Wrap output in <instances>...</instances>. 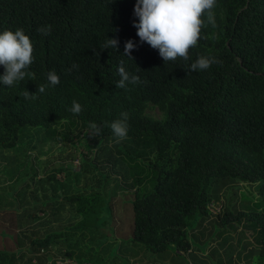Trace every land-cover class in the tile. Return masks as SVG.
<instances>
[{"label": "trees", "instance_id": "obj_1", "mask_svg": "<svg viewBox=\"0 0 264 264\" xmlns=\"http://www.w3.org/2000/svg\"><path fill=\"white\" fill-rule=\"evenodd\" d=\"M134 4L135 0H0V32L22 28L35 56L30 68L35 79L12 87L0 83V144L4 141L6 149H15V140L31 131L41 135L40 142H61L59 128L83 132L89 131V122L102 125L97 137L113 142L128 169L137 170L130 173L132 179L141 184L134 188L124 241L160 255L169 254L173 246L171 258L190 253L191 233L207 216L219 214L220 209L211 214L207 204L218 199L222 188L237 180L255 183L256 208L234 214L225 210L219 224L234 230L235 223H247L255 245L249 264H264V0H216V27L202 28L188 63L198 55L215 56L221 63L197 72L188 71L181 60L164 63L157 50L139 42L132 26ZM45 25L51 26L49 35L36 31ZM106 36L118 40L116 50H101ZM129 39L137 45L131 51L133 61L123 56ZM122 62L142 83L116 88ZM73 63L79 69L67 71ZM136 67L142 71L136 72ZM3 70L0 66V75ZM50 70L59 75L60 83L39 93L37 87L48 84ZM24 90L37 99L26 100ZM73 100L82 105L78 115L69 111ZM147 103L164 113L162 121L144 116ZM121 112L129 115V130L126 139L114 143L106 124ZM151 155L157 164L144 175L137 161ZM100 201L90 194L68 203L82 222L97 220ZM49 205L29 206L22 214L9 211L24 223ZM8 227H13L12 221ZM57 235L30 239L28 253L19 250L20 237L14 235L13 242L2 237L0 264H31L33 258L37 264L45 257L36 253Z\"/></svg>", "mask_w": 264, "mask_h": 264}, {"label": "rangeland", "instance_id": "obj_2", "mask_svg": "<svg viewBox=\"0 0 264 264\" xmlns=\"http://www.w3.org/2000/svg\"><path fill=\"white\" fill-rule=\"evenodd\" d=\"M143 114L156 121L164 118V113L150 103L145 105ZM57 132L61 142H40L41 135L33 131L16 139L15 149H6V143L1 142L0 241L5 237L6 242H13L16 235L21 238L19 250L28 253L30 239L58 234L49 243L47 256L75 258L78 264H95L94 260H102V264H249V251L255 246L251 227L241 221L234 224V230H224L219 218L225 210L230 214L254 210L259 196L255 183L237 180L220 190L218 199L211 203L213 207H209L212 212L219 207L218 217L207 216L191 233L190 253L171 258L173 246L167 250L169 254L151 253L124 241L131 223L134 188L141 187L130 175L137 170L128 169L111 140L90 137L89 131L59 128ZM76 158L78 166H74ZM154 163L157 164L155 155L137 161L144 175ZM134 177L138 178L136 174ZM29 186L32 191H28ZM90 194L101 198L98 206L103 210L96 214L97 220L83 219L82 223L68 200ZM29 199L31 209L51 203L47 210L35 213L32 225L10 213L22 214L24 201ZM59 203L62 208L53 209ZM10 221L13 227L7 229Z\"/></svg>", "mask_w": 264, "mask_h": 264}, {"label": "clouds", "instance_id": "obj_3", "mask_svg": "<svg viewBox=\"0 0 264 264\" xmlns=\"http://www.w3.org/2000/svg\"><path fill=\"white\" fill-rule=\"evenodd\" d=\"M112 2L114 0H110V3ZM215 7L216 0H135L133 16L136 19L133 20L132 26L136 29L139 42L147 43L157 50L164 63L181 60L185 62L190 72L204 71L221 61L215 56L198 55L194 61L188 63L191 59L189 50L202 38V28L208 25L216 27ZM36 31L41 35H49L51 26H41ZM118 43L117 39L106 36L101 50H116ZM136 47L131 39L125 41L123 56L133 61L131 51ZM34 61V46L22 28L0 32V66L4 69L3 74L0 75V83L12 87L26 78L35 79V73L30 71ZM78 69L79 65L73 63L67 71ZM117 71L119 79L115 82V86L118 89L127 90L129 84L142 83L138 75L125 70L123 62ZM139 71L142 70L136 67V72ZM47 81V85H39L36 91L44 93L48 86L54 87L59 84L60 77L54 70H50L47 73ZM23 96L26 100L37 99L35 94L26 90L23 91ZM69 111L78 115L83 108L80 103L73 100ZM128 119V113L121 112L119 118L106 124L116 142L127 138ZM88 128L90 137H97L102 133V125L96 122H89Z\"/></svg>", "mask_w": 264, "mask_h": 264}, {"label": "built area", "instance_id": "obj_4", "mask_svg": "<svg viewBox=\"0 0 264 264\" xmlns=\"http://www.w3.org/2000/svg\"><path fill=\"white\" fill-rule=\"evenodd\" d=\"M78 160L76 158V160L74 161V166H78ZM213 202H210L207 204V210L211 213V214H216L219 211V207L214 209L216 211L212 212L210 211L209 207H213V205L211 204ZM216 204V203H214ZM48 248V247H47ZM47 248H40L39 251L36 253V257H40V256H47V252L46 249ZM48 257V256H47ZM77 262L71 258L65 257V256H54V257H49L44 264H76ZM31 264H36V259H32L31 260ZM78 264V263H77ZM82 264H90V263H82Z\"/></svg>", "mask_w": 264, "mask_h": 264}, {"label": "crops", "instance_id": "obj_5", "mask_svg": "<svg viewBox=\"0 0 264 264\" xmlns=\"http://www.w3.org/2000/svg\"><path fill=\"white\" fill-rule=\"evenodd\" d=\"M0 164H1V162H0ZM2 165H3V163H2ZM28 191H32V190H31V186L28 187ZM41 197H42V196L39 194V198H38V199H41ZM59 204H60V203H59ZM24 205H25L26 208H28L29 206L31 207V206L33 205L32 202H31V199H29V200H25V201H24ZM46 209H47V208H46ZM26 222H27V223H30L31 225L35 223V222H31V220H27ZM44 257H45V259H44V258H41L40 260H38V263H37V264H44L45 261H46L50 256H48V257H47V256H44ZM51 257H52V256H51ZM106 257H108V255H107ZM72 259H73V258H72ZM74 259H75V258H74ZM74 259H73V260H74ZM75 260H76V259H75ZM129 260H130V259H129ZM76 261H77V260H76ZM95 261H97V260H95ZM130 261H132V260H130ZM130 261H129V262H130ZM77 263H78V262H77ZM119 263H120V264H123V263H121V262H119Z\"/></svg>", "mask_w": 264, "mask_h": 264}]
</instances>
